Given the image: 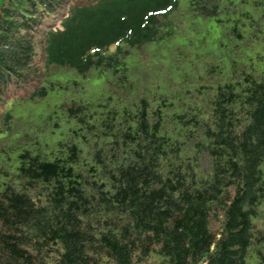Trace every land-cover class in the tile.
<instances>
[{
    "label": "trees",
    "instance_id": "16d2710c",
    "mask_svg": "<svg viewBox=\"0 0 264 264\" xmlns=\"http://www.w3.org/2000/svg\"><path fill=\"white\" fill-rule=\"evenodd\" d=\"M0 264H264V0H0Z\"/></svg>",
    "mask_w": 264,
    "mask_h": 264
},
{
    "label": "rangeland",
    "instance_id": "374dc122",
    "mask_svg": "<svg viewBox=\"0 0 264 264\" xmlns=\"http://www.w3.org/2000/svg\"><path fill=\"white\" fill-rule=\"evenodd\" d=\"M40 43L38 42V47L40 48ZM149 55L145 54L141 61L144 66L150 67L152 71L153 67L152 61H148ZM144 58V59H143ZM154 62V61H153ZM83 83L84 90L81 91L78 86L73 85L72 81L81 80ZM56 86L54 90L49 92L46 99L39 101L38 103H25L22 106H12V110L16 116L28 117L33 115L34 117L43 116L48 110L53 108H58L64 102L67 101H77V102H88L100 98L106 95L108 92L106 90L107 85L105 77H98L90 75L88 78H82L81 75L75 74V76H59L55 78Z\"/></svg>",
    "mask_w": 264,
    "mask_h": 264
}]
</instances>
